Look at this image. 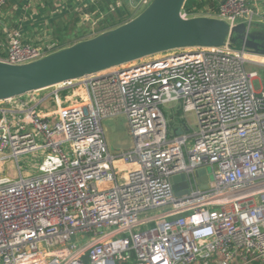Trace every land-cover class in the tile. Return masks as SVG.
<instances>
[{"label":"built area","instance_id":"2783aa9c","mask_svg":"<svg viewBox=\"0 0 264 264\" xmlns=\"http://www.w3.org/2000/svg\"><path fill=\"white\" fill-rule=\"evenodd\" d=\"M14 1L0 0L1 61L65 47L47 28L26 37L10 27L1 12ZM205 1L181 17L264 26L257 0ZM122 2L150 0L107 11ZM102 19L73 33L92 37ZM157 55L0 101V162L12 159L18 174L0 164V264H264V78L252 68L264 71V55L229 39ZM80 86L76 100L61 99ZM167 106L195 114L192 135L169 131ZM120 115L132 144L117 153L102 121ZM27 158L38 173L25 177ZM182 175L187 191L176 195L171 178Z\"/></svg>","mask_w":264,"mask_h":264},{"label":"water","instance_id":"95a60500","mask_svg":"<svg viewBox=\"0 0 264 264\" xmlns=\"http://www.w3.org/2000/svg\"><path fill=\"white\" fill-rule=\"evenodd\" d=\"M185 2L150 0L132 19L40 59L23 64L0 60V101L172 49L219 47L227 39L252 53L264 55V50L257 49L264 47V26L246 30L242 23L230 28L224 20L215 17L183 18L180 14ZM197 174L199 182L207 181L205 169H198ZM181 178L184 176L171 178L176 195L187 191L186 182H178Z\"/></svg>","mask_w":264,"mask_h":264},{"label":"rangeland","instance_id":"374dc122","mask_svg":"<svg viewBox=\"0 0 264 264\" xmlns=\"http://www.w3.org/2000/svg\"><path fill=\"white\" fill-rule=\"evenodd\" d=\"M116 0H106L104 1V3L108 2V5H113V3ZM143 9V7L141 8H136L133 2H122L121 5L119 7H117L115 9V11L113 12H103L102 18L104 19V21H102V23H100L99 27H104V26H108V24H111L113 22H116L119 20V13L118 11L121 12L122 17L124 19V21H128L130 19H132L134 16H136L141 10ZM102 19V20H103ZM71 22H68V29L67 31L64 30L65 32L62 34H59L60 31L58 32V29L60 28L59 25L55 26V28L57 29V27H59L57 29V31H53L52 30V35L54 36V38L58 39V40H64V41H76L79 36L75 33H73V28L71 27L73 21L70 19ZM109 21V23H108ZM111 22V23H110ZM122 24V23H121ZM120 25V24H119ZM84 26V27H83ZM83 29L87 28L85 25H83ZM118 26V25H117ZM113 27L116 26H111L110 28L107 29H111ZM261 28V27H259ZM66 29V28H65ZM82 30V29H80ZM70 32V33H69ZM241 47V45H240ZM158 54V53H157ZM157 54H153V55H149L148 58L151 57H156L158 56ZM258 60H263L264 58H260L257 57ZM253 69H255L258 72V78H264V71L263 69H261L258 66H253ZM254 85H257L256 80L254 81ZM52 88H47V89H43L38 91V94L47 92L48 90H51ZM84 92L83 87L80 86L78 88H72V89H68L65 92H61L60 93V97L61 99L64 98V96L69 95L72 100H76L78 98L79 95H81ZM3 103L0 102V105H2ZM172 109H170L169 106H167L166 108L163 107V111L168 123V127H169V131L171 133H173L174 130H176L177 134H183V133H187L188 135H192L194 130H195V126L197 124V119L196 116L193 112H186L184 113L183 110L181 108H175V106L171 107ZM187 123L188 124V129L186 130L183 125ZM127 120L124 116L120 115V116H115L112 117L110 119H104L102 121V126H103V130L104 133L106 135V139H107V144L109 147V150L111 152H117V153H121L123 151H125L126 149L129 148V146L132 144L131 142V138L128 134V130H127ZM192 141V138L189 139V144ZM29 158L21 160L20 161V165H21V170L22 172L26 173L24 176L28 177L30 175L36 174L38 173L37 169H31L29 167L30 162H29ZM0 164L2 165V170L5 171V174H7L8 176L12 177V178H16L18 176L17 174V169L15 167V163L13 162L12 159H3ZM115 167H117L118 169H130L131 165H126L124 163H122L120 160H117L114 162ZM28 171V174H27Z\"/></svg>","mask_w":264,"mask_h":264},{"label":"crops","instance_id":"0c3cea01","mask_svg":"<svg viewBox=\"0 0 264 264\" xmlns=\"http://www.w3.org/2000/svg\"><path fill=\"white\" fill-rule=\"evenodd\" d=\"M17 0L9 3L2 9L1 16L5 18L10 27L18 28L26 37L31 35L40 28H47L49 30H55L59 34H63L70 28L68 22L73 21L71 24L73 32L75 29H82L83 25L89 28L94 20L103 15V12L108 10V2L106 0ZM260 4L264 3V0H257ZM216 2L213 4L215 5ZM81 4V10H79ZM89 12L91 17L85 22L82 20L84 13ZM103 20L99 22L102 23ZM57 29L55 26H58ZM83 26V27H82ZM261 26L257 24L256 27ZM81 27V28H80ZM66 28V29H65ZM84 28V29H87ZM66 33V32H65ZM70 33V32H69ZM79 38L76 41H64V46L71 45L87 36H82V32L79 30ZM92 36V35H89Z\"/></svg>","mask_w":264,"mask_h":264},{"label":"trees","instance_id":"16d2710c","mask_svg":"<svg viewBox=\"0 0 264 264\" xmlns=\"http://www.w3.org/2000/svg\"><path fill=\"white\" fill-rule=\"evenodd\" d=\"M206 6V1L205 0H186L183 10L186 11L187 13H192V12H197L198 10L203 9ZM119 15V20L116 22H113L111 24H108V26H104L101 29H107L110 28L111 26H117L121 23H124V19L122 17V14L120 11H118ZM109 23V21H108ZM234 47H240V43H233ZM125 264V263H122Z\"/></svg>","mask_w":264,"mask_h":264},{"label":"flooded vegetation","instance_id":"af4514ba","mask_svg":"<svg viewBox=\"0 0 264 264\" xmlns=\"http://www.w3.org/2000/svg\"><path fill=\"white\" fill-rule=\"evenodd\" d=\"M257 49L259 50V51H261V50H264V47H260V46H257Z\"/></svg>","mask_w":264,"mask_h":264},{"label":"bare ground","instance_id":"6f19581e","mask_svg":"<svg viewBox=\"0 0 264 264\" xmlns=\"http://www.w3.org/2000/svg\"><path fill=\"white\" fill-rule=\"evenodd\" d=\"M260 58H264V57H260ZM48 88H51V87H48ZM45 89H47V88H45Z\"/></svg>","mask_w":264,"mask_h":264}]
</instances>
